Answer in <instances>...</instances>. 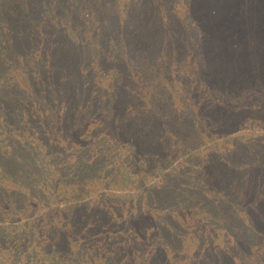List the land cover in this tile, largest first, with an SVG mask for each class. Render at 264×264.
<instances>
[{
  "label": "trees",
  "instance_id": "trees-1",
  "mask_svg": "<svg viewBox=\"0 0 264 264\" xmlns=\"http://www.w3.org/2000/svg\"><path fill=\"white\" fill-rule=\"evenodd\" d=\"M248 1L0 0V264H233L217 235L264 244Z\"/></svg>",
  "mask_w": 264,
  "mask_h": 264
},
{
  "label": "rangeland",
  "instance_id": "rangeland-1",
  "mask_svg": "<svg viewBox=\"0 0 264 264\" xmlns=\"http://www.w3.org/2000/svg\"><path fill=\"white\" fill-rule=\"evenodd\" d=\"M247 1V0H246ZM253 3H261L264 0H251ZM249 2V1H248ZM253 3L249 2L250 5H248L249 7H253L258 9ZM181 8V4H179V10ZM249 13V17L252 20V23L254 25H256L258 28H260V26H263L264 24V14L260 11V9L255 10L254 12H248ZM253 24H251V26H254ZM261 30H264L263 28H260ZM238 236L239 234L236 233H230L229 234V238L232 239V237L234 236ZM222 234L217 235L216 239L213 241V246H210V249L213 251H216V253L210 252V255L213 256L215 259H221L222 256H224V252L223 249L227 252L230 253L231 252V262H233V264H239L241 262V260L247 259V260H251L254 256V254L256 253H261L263 251V248L261 249H257L258 245L261 244L262 247H264V244L262 242H259L257 240L255 241H240V245L238 247L232 248L231 244L225 245L226 249L223 248V243L225 242L224 239H222ZM249 242V243H248ZM184 249L185 251L191 255L193 254V252L197 249V242L195 241V238L192 239H187L184 243ZM198 252V250H196ZM250 253L249 256H247V253ZM195 253V252H194ZM170 258V261L172 264H184L186 263L185 260H179L177 263H174L172 261V256L171 254L168 255ZM184 257H186V259L188 258L187 255L183 256L182 258L184 259ZM251 258V259H250ZM193 261V262H192ZM189 262L190 263H194V264H202L199 262L198 257H191L189 258Z\"/></svg>",
  "mask_w": 264,
  "mask_h": 264
}]
</instances>
